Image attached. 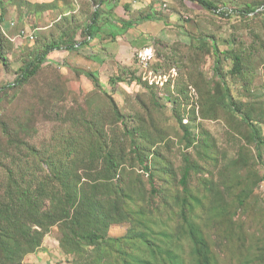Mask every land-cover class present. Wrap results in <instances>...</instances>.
I'll return each instance as SVG.
<instances>
[{
    "label": "rangeland",
    "instance_id": "1",
    "mask_svg": "<svg viewBox=\"0 0 264 264\" xmlns=\"http://www.w3.org/2000/svg\"><path fill=\"white\" fill-rule=\"evenodd\" d=\"M212 1L228 16L189 0H117L112 9L100 0H4L0 89L46 43L85 41L84 29L100 13L99 37L80 50L51 52L35 77L7 88L0 102V121L13 134L10 142L0 125V187L6 167L27 162L29 147L50 159L59 157L62 139L100 134L124 151L112 184L98 179L103 165L85 160L84 148L71 165L103 184L110 214L105 240L83 243L81 264H202L203 255L207 264H264V164L228 97L264 132V0ZM249 5L261 14L238 13ZM21 27L33 32L21 36ZM147 49L152 58L144 64L139 53ZM227 51L244 55L242 73L233 72ZM86 71L98 73L102 86ZM145 78L167 82L150 86ZM130 137L143 145L156 194L130 153ZM186 160L192 171L184 189ZM66 233L51 226L22 264H73Z\"/></svg>",
    "mask_w": 264,
    "mask_h": 264
},
{
    "label": "trees",
    "instance_id": "2",
    "mask_svg": "<svg viewBox=\"0 0 264 264\" xmlns=\"http://www.w3.org/2000/svg\"><path fill=\"white\" fill-rule=\"evenodd\" d=\"M71 1L76 5L80 4L82 0ZM189 1L204 9L214 11L216 14L228 16L212 0ZM100 2L109 9L118 5L117 0H100ZM262 6L261 11L264 12V4ZM124 8L129 11L131 6L125 5ZM258 9L249 5L242 8L238 13L241 16L251 13L261 14ZM6 12L5 2L0 0V23L5 22ZM100 20L99 11H95L91 23L84 29L87 39L83 42L73 43L70 39H62L61 41L46 43L41 51L37 52L19 69L14 83L0 89V102L3 99L1 94L4 91L7 93V88L23 87L35 77L47 62L48 55L51 52L62 49L68 51L80 50L87 46L91 39L99 37L101 34ZM131 24L127 23L125 25ZM21 29H24V27H21ZM0 33H2L1 29ZM116 36V34L113 35V37ZM2 44L3 41L0 37L1 57H3ZM213 46L214 51L219 54L220 51L217 46L215 44ZM226 55H229L233 60V72L242 73L245 64L244 55L236 51L233 53L227 51ZM217 60L216 73L219 71V56ZM74 71L79 75V70ZM84 74L97 87L102 86L98 73L86 71ZM115 80V78L110 79L111 82ZM117 80L122 81L123 77H118ZM148 81L150 86L157 83V81L151 83L148 78H145V82ZM165 82L167 80L161 81L157 85L161 83L163 86ZM228 97L231 100L230 107L238 111L242 120L249 127V138L255 144L258 159L264 164V132L262 127L255 123L248 113L241 111L237 103L232 100V96L229 95ZM110 106L115 118L125 125L124 117L112 97H110ZM0 125L10 142H13V134L9 125L2 121H0ZM130 138V153L137 159L143 170L151 172L143 145L137 143L133 137ZM58 146L61 148L59 157L52 156L50 159L47 157V153L40 155L37 149L29 147V158L25 164L6 167L5 169V183L0 187L2 190L0 193V264H22L24 257L36 251L42 245L50 227L56 224H61L68 230L66 236L68 240H71V248L76 252L73 264H81L79 257L85 252L83 243L95 244L105 240L106 231L103 232V226L106 217L110 214L104 210L103 202L107 194L104 193L103 184L97 179L82 176L71 165L76 159L81 158V148H84L85 160L93 163L100 162L103 165V170L101 169L102 172L98 175V179H104L107 181L105 183L112 184L113 180L120 177L119 171L127 160L126 155L124 151L120 152L118 149L110 148L109 143L100 134L96 136L90 134L84 138L78 136L74 139H62ZM60 155H64V157ZM186 163L181 179L184 189H186L187 180L192 171L188 160H186ZM150 172L151 191L156 194L158 190L154 186V176ZM84 177L87 178L86 180L94 182L85 183ZM119 189L120 186L117 185V190ZM114 208H119L117 200ZM195 241L198 243L197 239ZM207 261L208 257L203 255L202 264H207ZM89 264H93V261Z\"/></svg>",
    "mask_w": 264,
    "mask_h": 264
},
{
    "label": "built area",
    "instance_id": "3",
    "mask_svg": "<svg viewBox=\"0 0 264 264\" xmlns=\"http://www.w3.org/2000/svg\"><path fill=\"white\" fill-rule=\"evenodd\" d=\"M138 1L139 0H134V2H138ZM30 32H33V31H30V30H27V29H21L19 35L23 36V35L29 34ZM141 57H148V61H149V59L152 58V51H151V49L150 50L147 49L146 51L139 53V59Z\"/></svg>",
    "mask_w": 264,
    "mask_h": 264
},
{
    "label": "bare ground",
    "instance_id": "4",
    "mask_svg": "<svg viewBox=\"0 0 264 264\" xmlns=\"http://www.w3.org/2000/svg\"><path fill=\"white\" fill-rule=\"evenodd\" d=\"M30 37L33 38V35H31ZM153 57H154V56H153ZM140 62H141V63H144V64L147 63V62H148V57H141V58H140Z\"/></svg>",
    "mask_w": 264,
    "mask_h": 264
},
{
    "label": "crops",
    "instance_id": "5",
    "mask_svg": "<svg viewBox=\"0 0 264 264\" xmlns=\"http://www.w3.org/2000/svg\"><path fill=\"white\" fill-rule=\"evenodd\" d=\"M108 9H109V7H108Z\"/></svg>",
    "mask_w": 264,
    "mask_h": 264
}]
</instances>
